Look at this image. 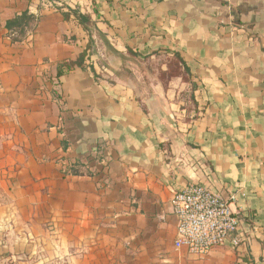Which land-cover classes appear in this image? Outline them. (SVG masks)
<instances>
[{"label":"crops","instance_id":"1","mask_svg":"<svg viewBox=\"0 0 264 264\" xmlns=\"http://www.w3.org/2000/svg\"><path fill=\"white\" fill-rule=\"evenodd\" d=\"M191 184L240 248L175 249ZM0 241L26 264H264V0H0Z\"/></svg>","mask_w":264,"mask_h":264},{"label":"built area","instance_id":"2","mask_svg":"<svg viewBox=\"0 0 264 264\" xmlns=\"http://www.w3.org/2000/svg\"><path fill=\"white\" fill-rule=\"evenodd\" d=\"M60 165L63 173L71 169L69 163ZM231 199L235 200L233 196ZM171 206L176 220L175 249L184 248L188 254L202 258L216 248L229 245L238 249L243 245L245 237L236 212L210 188L188 185L173 194Z\"/></svg>","mask_w":264,"mask_h":264},{"label":"trees","instance_id":"3","mask_svg":"<svg viewBox=\"0 0 264 264\" xmlns=\"http://www.w3.org/2000/svg\"><path fill=\"white\" fill-rule=\"evenodd\" d=\"M73 15L77 19V22L79 23V25L86 32H89L90 28L91 29L95 28V23L91 20L90 16L82 15V14L77 13V12H73ZM19 21H21V22L18 23V26H25L27 29H30L31 31L35 25V20L33 18L27 16L26 14H24L20 18L15 19L11 22H8L6 24V27L10 28L14 24H17V22H19ZM19 34L21 37L25 36V32H23L22 30H20ZM84 57H85V52L81 53L75 61L62 62V63L57 64V66H56V78L58 79L59 77H61L64 74L72 71L76 67L77 68H84V65H83ZM179 64L183 65V63L180 61V59L176 57L175 61L170 66L171 67L170 69H171V72L173 75L177 74L176 70H177V68L179 69V67H178ZM75 166L80 168L77 164L74 165L73 167H75ZM73 167L68 170V174H70V175L79 174L80 169L75 170Z\"/></svg>","mask_w":264,"mask_h":264},{"label":"rangeland","instance_id":"4","mask_svg":"<svg viewBox=\"0 0 264 264\" xmlns=\"http://www.w3.org/2000/svg\"><path fill=\"white\" fill-rule=\"evenodd\" d=\"M15 250L16 248L14 244L8 243L7 241H0V264H26V260L23 258L19 259L16 256L9 258L11 252L14 254ZM18 253H20V251ZM29 263L30 261L27 262V264Z\"/></svg>","mask_w":264,"mask_h":264}]
</instances>
